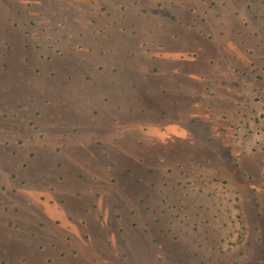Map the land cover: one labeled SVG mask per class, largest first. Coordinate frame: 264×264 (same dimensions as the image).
<instances>
[{
  "label": "rangeland",
  "instance_id": "1",
  "mask_svg": "<svg viewBox=\"0 0 264 264\" xmlns=\"http://www.w3.org/2000/svg\"><path fill=\"white\" fill-rule=\"evenodd\" d=\"M0 264H264V0H0Z\"/></svg>",
  "mask_w": 264,
  "mask_h": 264
}]
</instances>
